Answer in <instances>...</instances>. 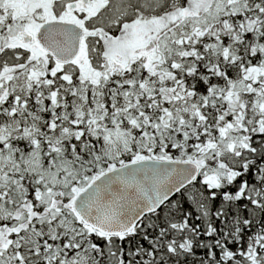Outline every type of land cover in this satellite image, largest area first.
<instances>
[{"label":"snow or ice","instance_id":"obj_1","mask_svg":"<svg viewBox=\"0 0 264 264\" xmlns=\"http://www.w3.org/2000/svg\"><path fill=\"white\" fill-rule=\"evenodd\" d=\"M0 264H264V0H0Z\"/></svg>","mask_w":264,"mask_h":264}]
</instances>
